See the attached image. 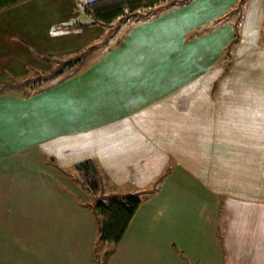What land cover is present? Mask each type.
<instances>
[{
  "label": "crops",
  "instance_id": "obj_1",
  "mask_svg": "<svg viewBox=\"0 0 264 264\" xmlns=\"http://www.w3.org/2000/svg\"><path fill=\"white\" fill-rule=\"evenodd\" d=\"M91 1L0 12V218L7 195L56 178L86 190L75 168L92 161L106 199L141 200L122 242L197 264H264V76L240 72L264 59V0H245L232 62L241 0L167 4L109 27L85 14Z\"/></svg>",
  "mask_w": 264,
  "mask_h": 264
},
{
  "label": "rangeland",
  "instance_id": "obj_2",
  "mask_svg": "<svg viewBox=\"0 0 264 264\" xmlns=\"http://www.w3.org/2000/svg\"><path fill=\"white\" fill-rule=\"evenodd\" d=\"M50 20L51 17L46 19ZM62 66L55 68L58 71ZM240 72L264 76V59L258 64L243 65ZM51 77L43 76L40 80L44 81L31 86ZM256 84L264 85V81ZM33 188L37 194L7 195L11 206L5 210L7 220L0 218V264H197L190 255L179 251L174 258L159 257L151 246L156 243H131L129 238L118 245L101 243L94 204L96 199L107 204L106 194L93 196L63 177L55 179L52 190ZM16 205L20 208L13 210ZM125 252L132 253L127 257Z\"/></svg>",
  "mask_w": 264,
  "mask_h": 264
},
{
  "label": "trees",
  "instance_id": "obj_3",
  "mask_svg": "<svg viewBox=\"0 0 264 264\" xmlns=\"http://www.w3.org/2000/svg\"><path fill=\"white\" fill-rule=\"evenodd\" d=\"M24 0H0V12L14 7ZM192 0H94L84 5V12L92 19V24L105 27L111 26L115 21L120 24L129 21H137L154 16L167 4H185ZM245 0L240 3L231 13L232 20L236 23L234 37L226 47V61L233 57V51L239 43V25L242 22V7ZM235 19V20H234ZM81 59L63 63L62 68L56 70L52 77L57 78L64 72L76 66ZM230 65L227 66L226 73ZM75 176L81 184L93 196H99L104 180L101 171L92 161L84 162L75 168ZM141 204L137 196H128L121 199H109L107 204L96 199L94 213L98 219L99 236L101 243L118 245L126 234L134 216Z\"/></svg>",
  "mask_w": 264,
  "mask_h": 264
}]
</instances>
